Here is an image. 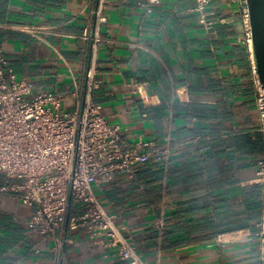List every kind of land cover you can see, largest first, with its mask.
<instances>
[{
	"label": "crops",
	"instance_id": "1",
	"mask_svg": "<svg viewBox=\"0 0 264 264\" xmlns=\"http://www.w3.org/2000/svg\"><path fill=\"white\" fill-rule=\"evenodd\" d=\"M142 1L108 0L95 101L131 145L167 154L96 194L146 264H261L264 134L240 1L214 0L212 31L195 0ZM97 2L0 0V48L34 92H83ZM34 212L0 193V264H121L83 230L31 232Z\"/></svg>",
	"mask_w": 264,
	"mask_h": 264
},
{
	"label": "built area",
	"instance_id": "2",
	"mask_svg": "<svg viewBox=\"0 0 264 264\" xmlns=\"http://www.w3.org/2000/svg\"><path fill=\"white\" fill-rule=\"evenodd\" d=\"M167 1L176 0H143L140 5L150 8ZM195 1L201 24L212 31L219 20L217 8H209L214 0ZM239 1L245 43L253 50L247 1ZM107 4L108 0H98L93 10L96 32L82 93L34 92L33 83L19 78L0 48V175L7 178L0 193L35 207L29 219L31 232L57 236L67 225L70 232L83 230L91 239H98L100 246L115 252L121 264H146L96 194L97 187L111 184L122 175L132 178L151 159L163 161L167 154L155 144L131 145L95 101L101 85L97 75L100 28L107 22ZM84 37L90 38L88 30ZM252 57L256 108L264 134V90L254 53ZM72 97L76 106L68 108L65 103ZM259 175L264 178V159ZM261 226L264 264V220Z\"/></svg>",
	"mask_w": 264,
	"mask_h": 264
},
{
	"label": "water",
	"instance_id": "3",
	"mask_svg": "<svg viewBox=\"0 0 264 264\" xmlns=\"http://www.w3.org/2000/svg\"><path fill=\"white\" fill-rule=\"evenodd\" d=\"M260 83L264 90V0H246Z\"/></svg>",
	"mask_w": 264,
	"mask_h": 264
}]
</instances>
